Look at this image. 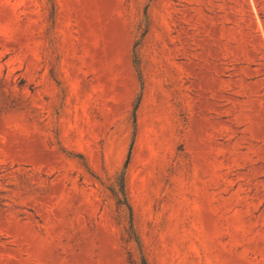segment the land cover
Segmentation results:
<instances>
[{"label": "rangeland", "instance_id": "1", "mask_svg": "<svg viewBox=\"0 0 264 264\" xmlns=\"http://www.w3.org/2000/svg\"><path fill=\"white\" fill-rule=\"evenodd\" d=\"M0 264H264V0H0Z\"/></svg>", "mask_w": 264, "mask_h": 264}, {"label": "trees", "instance_id": "2", "mask_svg": "<svg viewBox=\"0 0 264 264\" xmlns=\"http://www.w3.org/2000/svg\"><path fill=\"white\" fill-rule=\"evenodd\" d=\"M126 205H127L128 209L130 210V206H128V204H126Z\"/></svg>", "mask_w": 264, "mask_h": 264}]
</instances>
